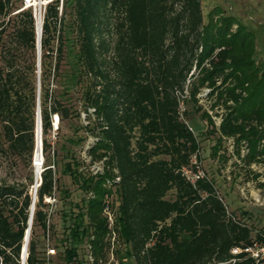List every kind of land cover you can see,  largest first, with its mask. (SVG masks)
<instances>
[{"label":"trees","instance_id":"obj_1","mask_svg":"<svg viewBox=\"0 0 264 264\" xmlns=\"http://www.w3.org/2000/svg\"><path fill=\"white\" fill-rule=\"evenodd\" d=\"M41 48L39 83L33 6L0 0V165L30 170L26 182L0 175V264H22L39 97L46 168L25 264H83L79 247L86 242L93 262L101 261L113 251L104 214L108 198L115 239L124 242L121 257L129 264H264L244 250L233 252L264 243V228L229 214L213 179L192 181L183 170L196 171L192 157L200 158V141L186 119L190 111L218 134L214 153L232 138L247 164L264 161V62L255 58L251 30L214 12L205 23L202 0H50ZM203 92L221 116L219 124L201 103ZM89 107L96 109L94 118ZM83 113L87 122L75 131L84 133L53 143L54 117L59 134L62 122L80 120ZM89 135L96 138L93 158L107 156L97 175L76 155ZM116 170L121 179L108 186ZM62 176L84 196L70 201L63 215L70 223L55 238L56 254L46 257L40 241L51 229L56 234V227L48 225L45 197L58 200ZM63 191L71 197L68 187Z\"/></svg>","mask_w":264,"mask_h":264},{"label":"rangeland","instance_id":"obj_2","mask_svg":"<svg viewBox=\"0 0 264 264\" xmlns=\"http://www.w3.org/2000/svg\"><path fill=\"white\" fill-rule=\"evenodd\" d=\"M41 1L42 10L44 11L46 0ZM33 2H35V5H33L35 15L39 17L40 0H33ZM202 11L205 23L209 22L212 12H214L216 18L219 15H232L243 23L256 36L255 58L259 62H264V0H202ZM235 28L236 26H234ZM201 97V103H203L204 108L210 109V101L204 98L205 92L201 94ZM186 105L183 104L182 110ZM187 108L190 109V106H187ZM210 111L214 116L216 124H219L221 116L211 109ZM218 111L219 113L222 112L220 108ZM186 119L201 144L200 158H198L200 169L205 175L214 180L218 193L227 206L228 213L236 216V218L245 219L255 230L264 228V161L247 164L235 151L236 147L232 138L225 139L221 147L218 148V152L214 153L215 146L219 145L217 144L218 134L208 132V129L211 127L208 125L207 120L203 119L200 113L195 111H190ZM54 121L57 127L59 125L58 118L54 117ZM81 123H86L83 117L74 122L64 121L61 123L62 128L60 133L58 134L54 127L55 130H53L49 138L53 143L58 141V145H61L67 137L84 133L82 130L78 133L75 131V128H78ZM55 132L56 135L54 136ZM82 147L80 145L75 147L76 155L81 159ZM245 152L246 146L243 145L242 154ZM61 172L62 167L59 166L58 174ZM29 173L30 170L26 168L14 170L13 168H9L6 163L0 165V175L8 180L19 179L26 182V177ZM33 175L35 176V168L33 169ZM65 187H68L70 190V198H67L63 191ZM58 189L60 191L57 194L58 200L55 202L49 217L51 225L53 224L56 227V234H53L51 229L50 233L46 234L45 238L40 241L42 253L46 257H52V254L48 253V249L55 247L53 245L55 238L58 234L61 236L64 231V225L70 223L69 221H65L63 216L64 212H69L70 207L73 205L70 201H78L84 196V193L67 176H62L61 185L58 186ZM48 210L50 209L48 208ZM87 244L86 242L79 247L80 258L83 260V264H129L125 257H121L125 251V244L117 238L114 240L113 251L108 249L106 256L96 263L90 258L89 263L86 260L88 254ZM54 259H57L56 256H54ZM50 261H53V259ZM59 264L64 263L60 261Z\"/></svg>","mask_w":264,"mask_h":264},{"label":"built area","instance_id":"obj_3","mask_svg":"<svg viewBox=\"0 0 264 264\" xmlns=\"http://www.w3.org/2000/svg\"><path fill=\"white\" fill-rule=\"evenodd\" d=\"M26 4L29 3L28 0H25ZM95 107H89V116H92L93 118L95 117ZM83 119L85 120L86 114H82ZM90 121V120H89ZM87 122V120H85ZM55 124V122H54ZM55 129H57L56 124L54 125ZM56 135V132L54 133V136ZM41 144H40V150L39 152L37 149H35L34 156H33V165L35 168V182L31 187V194L33 195V198L36 197L37 200V190L38 187L41 185L42 182V172L45 170V157H44V152H43V138H41ZM96 141V138L93 135H89L85 144L82 147V159L84 161V168H86L89 173L93 175H97L100 173H103L105 171V168L107 166V156H104L101 159H94L91 153V149L93 148V145ZM192 165H195L197 167V170L194 171L191 167H185L184 173L187 175L189 179L192 181H195L197 178L204 176V172L200 169V165L198 163V153H195L192 157ZM121 177L118 174V171L116 170V175L114 178H108L106 181L108 186H112L113 183H118L120 181ZM45 201L47 203H50V210L49 213L53 210L54 203L56 201L55 196H46ZM118 203V201H117ZM35 209V208H34ZM34 214V212H33ZM104 214L107 216L108 219V225L112 230V245H114V240H115V220H116V215H115V209L113 206H111V198H108L106 201V205L104 208ZM30 221V219H29ZM33 219L32 222L29 223L32 227ZM48 225H50V219H48ZM29 227V226H28ZM31 233V231H30ZM30 239V238H29ZM88 247V254H87V259L89 261V258L94 261V257L92 252L89 254V243L87 244ZM246 251L249 252L253 257H255L258 261L264 259V243H259V242H254L252 245L246 246L245 248H240V247H235L233 249L234 253H238L240 251ZM49 254H56V248L52 247L48 249ZM27 259V258H26Z\"/></svg>","mask_w":264,"mask_h":264},{"label":"water","instance_id":"obj_4","mask_svg":"<svg viewBox=\"0 0 264 264\" xmlns=\"http://www.w3.org/2000/svg\"><path fill=\"white\" fill-rule=\"evenodd\" d=\"M50 0H47L45 2L48 3ZM42 1L40 0V10H39V18L37 19V34H38V78H39V83H40V76H41V56H42V48H41V38H42V24H43V10H42ZM33 6L35 3H27L26 6ZM36 16V15H35ZM37 18V16H36ZM39 90H40V85H39ZM55 125V124H54ZM42 138V118H41V105H40V97L38 98V110H37V131H36V149L39 152L40 150V144H41V139ZM35 202H36V197L33 198V203L31 207V215H30V221L29 223L32 222L33 219V212L35 208ZM30 231H31V225H29L27 231H26V236H25V243L23 246V251H22V264H25L26 258L28 256V244H29V238H30Z\"/></svg>","mask_w":264,"mask_h":264},{"label":"bare ground","instance_id":"obj_5","mask_svg":"<svg viewBox=\"0 0 264 264\" xmlns=\"http://www.w3.org/2000/svg\"><path fill=\"white\" fill-rule=\"evenodd\" d=\"M29 1V3L31 4V3H35V2H33V0H28ZM47 1V0H46ZM39 16V15H38ZM37 18H39V17H37Z\"/></svg>","mask_w":264,"mask_h":264}]
</instances>
